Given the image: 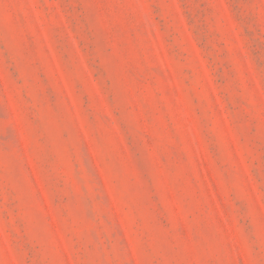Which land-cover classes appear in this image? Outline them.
Instances as JSON below:
<instances>
[{"label": "rangeland", "instance_id": "obj_1", "mask_svg": "<svg viewBox=\"0 0 264 264\" xmlns=\"http://www.w3.org/2000/svg\"><path fill=\"white\" fill-rule=\"evenodd\" d=\"M0 264H264V0H0Z\"/></svg>", "mask_w": 264, "mask_h": 264}]
</instances>
